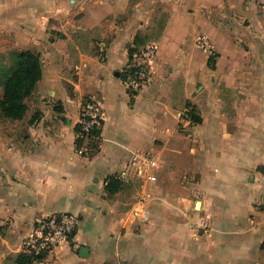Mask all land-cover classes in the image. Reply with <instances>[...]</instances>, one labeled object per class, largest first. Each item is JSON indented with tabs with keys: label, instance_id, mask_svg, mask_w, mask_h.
Here are the masks:
<instances>
[{
	"label": "crops",
	"instance_id": "1",
	"mask_svg": "<svg viewBox=\"0 0 264 264\" xmlns=\"http://www.w3.org/2000/svg\"><path fill=\"white\" fill-rule=\"evenodd\" d=\"M149 44L131 97L129 49ZM21 50L41 78L20 119L0 113V264H264V0H0V58ZM88 98L93 152L75 136ZM135 154L154 181L120 177ZM62 212L71 238L28 260L37 220Z\"/></svg>",
	"mask_w": 264,
	"mask_h": 264
},
{
	"label": "built area",
	"instance_id": "2",
	"mask_svg": "<svg viewBox=\"0 0 264 264\" xmlns=\"http://www.w3.org/2000/svg\"><path fill=\"white\" fill-rule=\"evenodd\" d=\"M201 46H206V40L200 39ZM156 53V45L149 44L143 48L136 49L131 55L128 68L132 70L131 74L125 80V86L129 95H134L145 86L150 80V61ZM186 123H194L188 114L183 115ZM103 121V111L99 101L88 98L80 109L78 124L79 132L76 133V139L81 140L79 147L82 150H88V139L90 131L100 130ZM121 178L133 175L141 181H154L156 179L152 167V160L147 154H135L128 162L126 168L119 173ZM78 220L71 213L62 212L50 214L39 218L35 223L33 232L29 240L23 244V250L33 256L43 255L52 251L59 244L67 241L73 235Z\"/></svg>",
	"mask_w": 264,
	"mask_h": 264
},
{
	"label": "trees",
	"instance_id": "3",
	"mask_svg": "<svg viewBox=\"0 0 264 264\" xmlns=\"http://www.w3.org/2000/svg\"><path fill=\"white\" fill-rule=\"evenodd\" d=\"M133 50L129 49L130 57ZM11 66L4 69L0 66V85H2V95L0 97V113L9 120L20 119L25 111L24 99L28 97L34 89L35 84L41 78V65L39 56L29 50L15 51L11 53ZM212 66V62H210ZM132 70H125L124 79L131 74ZM131 96V95H130ZM132 97V96H131ZM190 119L195 123L199 121V116L194 109L188 110ZM80 126L76 124L75 132H79ZM100 130L90 131L87 145L88 151L93 152L98 147ZM81 140L76 139L79 145ZM120 187V181L116 177H110L106 183V190L114 192ZM43 255H28L30 259H40Z\"/></svg>",
	"mask_w": 264,
	"mask_h": 264
},
{
	"label": "rangeland",
	"instance_id": "4",
	"mask_svg": "<svg viewBox=\"0 0 264 264\" xmlns=\"http://www.w3.org/2000/svg\"><path fill=\"white\" fill-rule=\"evenodd\" d=\"M11 53H12V52H11ZM11 53L8 52L7 54L1 56V58H0V64H1L2 62H4L5 59H6V60H10V59H11ZM10 61H11V60H10ZM1 95H2V91H1V89H0V96H1Z\"/></svg>",
	"mask_w": 264,
	"mask_h": 264
}]
</instances>
